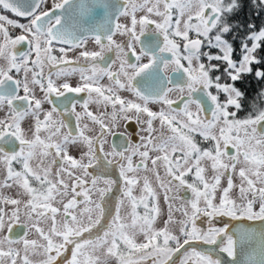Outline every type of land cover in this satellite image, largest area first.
<instances>
[{"label": "snow or ice", "instance_id": "6c2138e0", "mask_svg": "<svg viewBox=\"0 0 264 264\" xmlns=\"http://www.w3.org/2000/svg\"><path fill=\"white\" fill-rule=\"evenodd\" d=\"M47 5L0 0V264H264V106L254 101L238 118L244 93L232 83L261 64L264 28L250 34L237 62L223 39L234 0ZM97 7L101 23L90 15ZM146 32L156 39L141 41ZM205 42L222 55L202 51ZM138 43L145 46L137 52ZM108 53L115 58L102 66ZM254 75L264 79V70ZM81 93L87 98L77 111L69 94ZM258 95L264 101V91ZM53 96L71 109H45ZM73 116L75 134L66 122ZM133 119L140 143L105 152L111 127ZM109 167L123 182L114 210L106 198L118 181L106 175ZM245 220L261 222L259 233L228 222ZM22 222L26 230L14 239ZM256 235L258 258L245 247Z\"/></svg>", "mask_w": 264, "mask_h": 264}, {"label": "flooded vegetation", "instance_id": "af4514ba", "mask_svg": "<svg viewBox=\"0 0 264 264\" xmlns=\"http://www.w3.org/2000/svg\"><path fill=\"white\" fill-rule=\"evenodd\" d=\"M75 2H78V0H75ZM91 2H92V0H89V3H91ZM98 2H104V0H98ZM109 2H111V0H109ZM120 2L122 3L123 0H120ZM50 5H51V0H48V5L47 6H50ZM7 14L11 18L18 19L22 23H27V20L25 18L14 17L11 13H7ZM90 15L92 17V22L93 23H101V22H103V20L105 18L104 17V10L102 8H99V7L94 8ZM85 19H88V17H85ZM120 22L124 23L125 19L121 18ZM214 34L215 33H212V35H214ZM145 37H150L151 39L150 40H145ZM190 37L195 38V34L194 33H190ZM115 39L120 41V40H123L124 38L117 36V37H115ZM155 39H156L155 35L153 33H151V32H146L145 36L141 37V41H144L145 43H151ZM201 39H203V38H201ZM223 39L227 40L228 43L230 44L231 36L229 35V32L226 33V34H223ZM144 46H145L144 43H138L136 45L137 52L139 51V49L141 47H144ZM87 47L89 49H94L95 45L90 42L87 45ZM18 48L21 51H26L27 50L26 45L18 46ZM232 48L234 50L233 51V59L238 62L240 60V58H241L240 51L237 50L233 46H232ZM202 51H208V52H210L212 54H221L222 55V53L220 52L219 49H211V48H209L208 45H207V42H205L204 45L202 46ZM70 55L74 56L75 53H71ZM129 57H130L129 62L134 63L135 62V57L132 56L131 53H129ZM114 58H115L114 57V53H108L107 56H106V60L104 62H102V66H106V64L110 63L111 59H114ZM144 62H147V60L145 59ZM202 62L207 63L205 57H202ZM217 63H219L221 65V69L226 66L225 62H217ZM221 72L222 71H220V72L213 71L211 73V75L213 77H215V75H218V74L221 75ZM169 73L171 74L172 78L175 79V76L177 74L176 73H171V69H169ZM160 75L163 76V72H161ZM76 79H78V77H74L73 78V82H75ZM137 80L139 81V80H141V78L138 77ZM226 81H227V77L222 78V82H226ZM104 83H107V81L105 80ZM165 83H167V80H165ZM137 87H141L142 88L143 85L138 83ZM38 95H39V93H38ZM69 95L74 96L75 97V101H78L77 111H79V104L83 103V100L87 98V94L86 93H81L79 95H77V94H69ZM123 95L130 96L129 93H123ZM176 95H177L176 93H173L172 97L175 98ZM195 95L201 96L203 94L202 93H196ZM222 99H223V97H222ZM52 100H53V104H51V105H49L47 103L44 104V108L45 109H50L51 107L56 106L59 111H61V112L65 111L66 102L64 101L63 97L57 98V97L53 96ZM17 103H19V102H17ZM66 106H67V108L69 110L71 109V104L70 103H67ZM263 106H264V103H263ZM151 107L153 108V110H158L159 105H151ZM174 107H175V105H174ZM181 107H182V105H181ZM204 107L206 109V112L203 115H207L210 118V111H207V109L210 108V102L206 103L204 105ZM248 107H249L248 104L242 105L241 110H239V112H238V118H244L249 113L250 110L248 109ZM90 108L95 111V105H90ZM0 115H3V114L0 113ZM66 122L69 124L71 130L75 134V131H76V120H75V117L74 116L71 117V119L70 120H66ZM28 123H29L28 121H25L22 124V126L27 128L28 127ZM141 127L142 126L137 124L134 119L130 120V121H120L117 125L111 127V130L105 136V141L106 142L104 144V151L105 152H110L113 148H116L117 151H123L124 148L128 147L129 140H131V143H133V144H139L140 143V136L143 135V133L141 132ZM67 130L68 129H65L64 131H67ZM90 134H95V133H90ZM196 139H197V141H201V138L198 135H197ZM97 147H99V146H97ZM80 151H81V149L77 148V147L70 148V154L73 155L74 157H77V158H78V156L80 154ZM98 154L101 156V164L103 165V163H104V161H103V153H98ZM109 159H111V157H109ZM90 171H92L94 174H97V172H98V170L96 168H93ZM106 175H108L112 179L118 181L117 187L114 188L113 192L110 193L108 195V197L106 198L108 205L110 207H112L113 210H114L116 201H117V199L120 196L119 187H120V185H122L123 182L120 181V179H119L118 169H115L113 167H109L108 170H107ZM179 195L183 199H190L191 198V193L187 192V191H181L179 193ZM161 206H162L163 209L166 210V205H163V202H161ZM128 211H129V209L127 208V206H125L124 208H122V215H126ZM21 219L23 221V217ZM217 226H221V224L218 222ZM25 230L26 229L24 227L23 222L19 223V224H16V225H14V229H13V232L11 233V236L14 239L19 238L23 234V232Z\"/></svg>", "mask_w": 264, "mask_h": 264}, {"label": "trees", "instance_id": "16d2710c", "mask_svg": "<svg viewBox=\"0 0 264 264\" xmlns=\"http://www.w3.org/2000/svg\"><path fill=\"white\" fill-rule=\"evenodd\" d=\"M225 2L227 3L229 0H225ZM223 19L230 28V45L239 50L241 55L242 45L246 40H249L250 34L264 28V3L261 0H234L232 11L224 14ZM255 55L261 59V64L252 65L253 73L242 74L239 81L232 82L244 93L242 105L250 106L255 101L263 106L264 103L258 95L264 91V79H258L254 75L256 70H264V41H261V48ZM248 109L250 110V107Z\"/></svg>", "mask_w": 264, "mask_h": 264}, {"label": "water", "instance_id": "95a60500", "mask_svg": "<svg viewBox=\"0 0 264 264\" xmlns=\"http://www.w3.org/2000/svg\"><path fill=\"white\" fill-rule=\"evenodd\" d=\"M229 224L231 226H236L239 224H244L248 227L254 228L256 229V232L259 233L262 225L261 222L259 221H229ZM246 250L247 251H255L257 254V258H258V254H259V247H260V239L259 236L256 235L252 241V243L250 245H246ZM237 258L238 259H243L244 257L241 255V246L239 245V243L237 244Z\"/></svg>", "mask_w": 264, "mask_h": 264}, {"label": "rangeland", "instance_id": "374dc122", "mask_svg": "<svg viewBox=\"0 0 264 264\" xmlns=\"http://www.w3.org/2000/svg\"><path fill=\"white\" fill-rule=\"evenodd\" d=\"M245 43L249 44V46H250V44H251L250 40H246V41L243 43V45H244ZM243 45H242V48H241V58H240V59H242V56H243V54H244V52H243ZM221 75H222V78H225V77H226V76H223L222 72H221Z\"/></svg>", "mask_w": 264, "mask_h": 264}]
</instances>
